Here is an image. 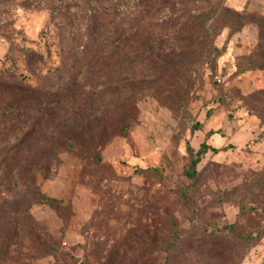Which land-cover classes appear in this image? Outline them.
Instances as JSON below:
<instances>
[{
    "label": "rangeland",
    "instance_id": "obj_1",
    "mask_svg": "<svg viewBox=\"0 0 264 264\" xmlns=\"http://www.w3.org/2000/svg\"><path fill=\"white\" fill-rule=\"evenodd\" d=\"M10 67L0 264H264V0H0Z\"/></svg>",
    "mask_w": 264,
    "mask_h": 264
},
{
    "label": "trees",
    "instance_id": "obj_2",
    "mask_svg": "<svg viewBox=\"0 0 264 264\" xmlns=\"http://www.w3.org/2000/svg\"><path fill=\"white\" fill-rule=\"evenodd\" d=\"M98 6H100V7H99V10H97V13L100 16L101 15H105L106 14V11L108 10V8H113V4H111V3H106L104 5H98ZM222 25H225V24H222ZM103 42H105V40H100V41H98V44L103 43ZM107 43H108V41H107ZM32 55L34 56L35 54H32ZM7 60H9L10 62H13L10 56H7ZM27 63H29V61ZM145 65H143V67H145ZM149 65L151 66V64H149ZM12 67L7 68V69H4L3 71H1L0 72V79H3L5 81H13V82H16V83H19V82L22 83V82H24V77L22 75L18 77L17 74L13 71V68ZM207 147L208 146L204 145L203 146L204 150H207ZM196 163H197V161H194L193 162L192 168L193 167L194 168L196 167ZM195 173H196V170H193V174H195Z\"/></svg>",
    "mask_w": 264,
    "mask_h": 264
}]
</instances>
